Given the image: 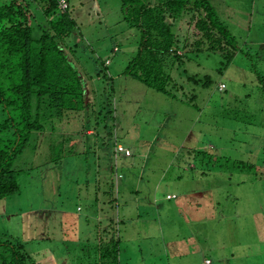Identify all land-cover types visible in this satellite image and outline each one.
Segmentation results:
<instances>
[{
  "label": "rangeland",
  "instance_id": "rangeland-1",
  "mask_svg": "<svg viewBox=\"0 0 264 264\" xmlns=\"http://www.w3.org/2000/svg\"><path fill=\"white\" fill-rule=\"evenodd\" d=\"M214 2L238 39V51L222 70L220 53L195 54L187 63L189 72L207 75L211 84L205 88L183 80L179 97H170L121 73L139 40L138 31L123 21L121 0H71L78 21L75 36L84 42L76 46L70 40L67 51L82 72L87 68L94 77L88 85L96 108L78 119L69 113L56 120L55 133L44 132L58 144L66 137L64 147L52 151L50 136L44 140L35 133L17 161L26 170L19 175L20 191L0 199V234L40 251L43 264H82L79 239L87 231L95 236L97 219L104 215L124 219L119 222L122 264H150L151 254L160 264L169 248L170 264H202L200 247L218 259L216 264L220 259L223 264H264V0ZM187 28L185 23L176 27L182 40ZM86 45L89 50L82 51ZM92 50L110 56L105 64H110L112 80L93 75ZM174 77L181 86L178 72ZM115 137L130 155L119 150ZM199 149L210 156H201ZM51 152L58 159L48 162ZM182 160L193 162L195 169L181 170L184 181L169 182ZM241 162L254 169L238 167ZM196 183L206 189L181 198V191ZM156 185V196L176 194L172 202L166 200L177 202L175 208H162L159 219L155 212L146 214L129 235L123 208L153 204Z\"/></svg>",
  "mask_w": 264,
  "mask_h": 264
},
{
  "label": "trees",
  "instance_id": "trees-1",
  "mask_svg": "<svg viewBox=\"0 0 264 264\" xmlns=\"http://www.w3.org/2000/svg\"><path fill=\"white\" fill-rule=\"evenodd\" d=\"M63 1L67 2L66 7ZM214 3V0H121L123 21L139 33L137 51L121 73L170 97H179L176 90L183 88V80L207 88L211 79L191 74L187 63L195 54L217 52L223 57L222 70L238 51V39ZM77 23L71 0H0V199L20 191L19 175L26 170L18 168L17 161L35 133L44 140L50 136L47 147L52 151L59 144L64 147L66 137L62 136L58 144L53 134L44 132L50 128L55 133L56 120L69 113L78 119L81 113L96 108L97 97L90 100L88 85V80L94 77L89 76L87 68L82 72L67 51L70 40L76 46L84 42L75 36ZM183 23L190 27L185 40L176 29L183 27ZM191 28L192 40L188 34ZM84 48L81 50H89L87 45ZM90 55L96 66L93 75L112 80L110 64H105L110 56H96L93 50ZM100 66L102 69L98 70ZM176 72L182 78L181 86L175 80ZM195 97L192 93L189 100L194 102ZM118 139L115 137L116 145ZM197 153L210 156L203 149ZM49 157L48 162L58 159L53 152ZM206 164L207 160L202 163ZM238 167L254 169L253 164L244 162ZM260 176H264V171ZM119 222L104 217L96 225L95 236L91 237L86 229L84 237H77L82 264H122ZM39 254L40 251L29 250L23 240L0 234V264H43L46 260L40 261Z\"/></svg>",
  "mask_w": 264,
  "mask_h": 264
},
{
  "label": "crops",
  "instance_id": "crops-1",
  "mask_svg": "<svg viewBox=\"0 0 264 264\" xmlns=\"http://www.w3.org/2000/svg\"><path fill=\"white\" fill-rule=\"evenodd\" d=\"M193 169H195V164L193 162H189L188 160L187 161L182 160V161H180L179 169L177 170V172H175L176 174L175 175H170V177L167 178V179H168V181L170 180L169 182H174V181L182 182V181H184L183 180L184 178L182 177V175H180L182 173L181 170H188V171L191 170V171H193ZM197 180L199 181V179H197ZM194 182H195V180H194ZM201 186L205 187V189H206V186L207 185H205V184H199L198 185L196 183V185L193 186L192 188H189L188 190L186 189L185 191H181V193H180L181 198L184 197L185 195H187V196L188 195L194 196L195 195L194 192H196V195L199 194L201 192V189H202ZM134 191H137V190H134ZM158 191H159L158 185H156V187L154 189V194H153V196H154L153 197V204L150 203L149 201H147V202H145V205H143V206L139 205V206H136V208H128V207L127 208H123V217L125 215L126 216V217H124L125 220L126 219L128 220L127 224L129 225L128 226V228H129L128 234L129 235H130V232L132 230L138 229V226H136L137 223L146 214L149 215V214H155V213H157L156 214V218L158 217V219H159V218H161L160 217V210L162 208H175V205H176L177 202H174V204L172 205V204H168V201H166V200H170V202H172V200L174 198H176V194H174V193H168L166 195V197H165V194L163 192H160L161 193V196H156V194L158 193ZM179 192H180V190H179ZM155 208L157 210H155ZM102 211L105 212L104 211V208L102 209ZM104 217L105 216L103 215L102 217L98 218L97 220L99 221V220H101ZM123 221H124V219L123 220L122 219L120 220V222H123ZM163 223H164V221L163 222L159 221L160 227H162ZM145 224H148V223L146 222ZM174 224H175V222H173V224H170L169 223V226L170 227H173ZM190 224L191 223L188 222V225L189 226H190ZM176 226H178V225H176ZM180 227H182V226H180ZM198 250H199L200 262H202V264H204L205 263V260L208 259V258L212 260V263L213 264H216L217 262H219V261H217L218 259H216L211 253H209V251H208L207 248H201L200 247ZM170 251H171L170 248L168 250H165V255H167V256H166V259L161 262L162 264L163 263L164 264H170L169 262H170V259L172 258V257L170 258V256H168V253ZM171 253H172V251H171ZM150 257L151 258L148 260L150 262V264H151V262H155V264H158V263H156L157 257H156L155 254H151ZM221 263L222 262H221V259H220V264ZM176 264H186V262H181L180 260H178Z\"/></svg>",
  "mask_w": 264,
  "mask_h": 264
},
{
  "label": "built area",
  "instance_id": "built-area-1",
  "mask_svg": "<svg viewBox=\"0 0 264 264\" xmlns=\"http://www.w3.org/2000/svg\"><path fill=\"white\" fill-rule=\"evenodd\" d=\"M119 150H120V151H125V152H127L128 155H130V153H131L130 150H129L128 148L124 147V146L121 145V144L119 145ZM204 264H213V263H212V260L208 258V259L205 260V263H204Z\"/></svg>",
  "mask_w": 264,
  "mask_h": 264
}]
</instances>
